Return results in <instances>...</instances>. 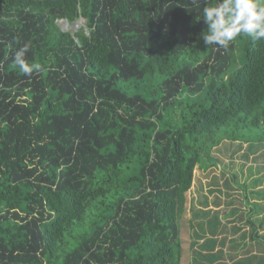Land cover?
<instances>
[{
	"label": "trees",
	"instance_id": "trees-1",
	"mask_svg": "<svg viewBox=\"0 0 264 264\" xmlns=\"http://www.w3.org/2000/svg\"><path fill=\"white\" fill-rule=\"evenodd\" d=\"M216 2L0 0V264H182L186 193L211 169L228 198L189 209L190 259L264 264V163L213 152L264 160V40L205 47Z\"/></svg>",
	"mask_w": 264,
	"mask_h": 264
},
{
	"label": "clouds",
	"instance_id": "clouds-1",
	"mask_svg": "<svg viewBox=\"0 0 264 264\" xmlns=\"http://www.w3.org/2000/svg\"><path fill=\"white\" fill-rule=\"evenodd\" d=\"M202 2L207 4V0ZM202 12L207 30L200 34L199 39L203 40L205 47L227 49L241 36L253 42L264 40V0H217L214 6L203 7ZM26 52L27 46L18 50L14 55V64L22 73L31 76L34 71L40 70L41 65L27 63L24 58Z\"/></svg>",
	"mask_w": 264,
	"mask_h": 264
},
{
	"label": "rangeland",
	"instance_id": "rangeland-1",
	"mask_svg": "<svg viewBox=\"0 0 264 264\" xmlns=\"http://www.w3.org/2000/svg\"><path fill=\"white\" fill-rule=\"evenodd\" d=\"M71 29V28H70ZM254 128V127H253ZM256 129V128H254ZM258 131V129H256ZM238 134H243L245 135L244 138L246 139V137L250 138V141L253 142V146L256 147L259 143V141L257 140L256 137V132L254 131H247L245 129H239L238 130ZM248 138V139H249ZM235 143V142H234ZM237 143L233 144L231 143L230 139H226L225 141H223L219 146H217L213 152L216 153L215 155L217 157H219L221 159V165L226 166L229 162L233 161V163H236V165L234 166L233 171L234 172H238L240 169H243V171H247V165L252 162L255 165H258L259 162L264 163L263 159L258 158L257 160L255 159V156L252 154L250 155V159H252V157L254 159L252 160H247V161H243L244 158H242L241 152H243L244 149H240V150H236ZM243 147L245 148V144L243 145ZM235 148V149H234ZM234 152H231L233 151ZM231 152V153H230ZM243 166V167H242ZM225 171V170H224ZM216 175L215 177V185H212V187H208L207 188V183L208 180H210L209 178L207 179L205 176H203L199 170L195 171V181L193 183V187L190 191H187L186 193V208L183 214V219L182 220V228H181V233H182V245H183V249H184V254L182 257V264H194L193 261L190 259V256H192V248L190 249L191 246V240L195 238L193 236H191L192 231H194L195 229H199L200 225H196L194 222L190 225V221H188L187 219H189L192 215V213L190 212V208L197 207V210L200 211L201 207L202 208H207V207H220V209H223V203L222 201L226 200L228 198L227 195H225V197L221 198V203L219 204V206H215L213 204L212 201H214V197H217V194H219L216 189L218 187H220L219 189H222V193H226L228 191V189L224 186V182L226 179V175L222 170H218L216 171L215 169H211V174L212 175ZM244 178V176H243ZM204 185V188L202 190V186ZM262 185L264 186V180L262 182ZM222 195V194H219ZM203 201V203H208L207 205L204 204H200L198 202ZM239 204V203H237ZM200 208V209H199ZM205 221H207L206 219H204ZM225 221H227V219H225ZM196 225V226H195ZM204 229H207V223L206 225H204ZM209 230V229H208ZM206 234L207 236H211V233ZM226 237L231 238V237H236L237 235H231L230 232H226L224 234ZM220 236H222L219 232L218 238L217 240H219ZM231 236V237H230ZM198 243H201L202 240L204 238L202 237H197L196 238ZM225 249L227 248L226 245L221 246L219 243L216 245V250L217 249Z\"/></svg>",
	"mask_w": 264,
	"mask_h": 264
},
{
	"label": "water",
	"instance_id": "water-1",
	"mask_svg": "<svg viewBox=\"0 0 264 264\" xmlns=\"http://www.w3.org/2000/svg\"><path fill=\"white\" fill-rule=\"evenodd\" d=\"M84 20V19H83ZM60 23H61V28L63 30H68V29H72V32L76 31L80 26H81V23H82V18H79L78 20H76L74 23L70 24L68 22L67 19L65 18H62L60 19ZM78 40V39H77Z\"/></svg>",
	"mask_w": 264,
	"mask_h": 264
}]
</instances>
